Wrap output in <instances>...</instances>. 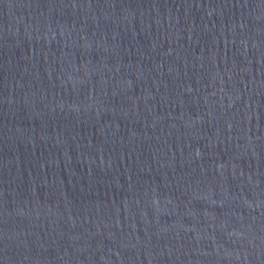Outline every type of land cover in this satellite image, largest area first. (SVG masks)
<instances>
[{"label":"water","instance_id":"1","mask_svg":"<svg viewBox=\"0 0 264 264\" xmlns=\"http://www.w3.org/2000/svg\"><path fill=\"white\" fill-rule=\"evenodd\" d=\"M0 264H264V0H0Z\"/></svg>","mask_w":264,"mask_h":264}]
</instances>
